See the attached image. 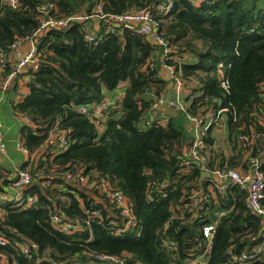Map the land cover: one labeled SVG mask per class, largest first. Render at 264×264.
<instances>
[{"label": "trees", "instance_id": "1", "mask_svg": "<svg viewBox=\"0 0 264 264\" xmlns=\"http://www.w3.org/2000/svg\"><path fill=\"white\" fill-rule=\"evenodd\" d=\"M166 2L165 14L155 10ZM98 4L108 14L151 7L157 34L174 55H185L179 64L163 62L190 91L182 111L176 109L163 123L151 116L145 125L150 95L165 93L168 81L150 67L155 47L143 37L107 33L101 23L95 42H88L81 22L36 33L42 5L50 6L48 16L63 18L89 13ZM27 39L37 58L26 68L25 90L10 100V108L31 121L19 127L18 135L33 162L19 167L42 176L23 189V195L36 197L31 205H6L0 217V235L7 242L0 253L7 264H112L98 255L115 256L122 264H264L261 217L246 208L244 189L227 185L221 194L194 204L193 195L206 192L209 182L197 165L182 164L191 136L187 126L176 122L184 113L223 110L226 146L216 143L212 126L203 137L209 169L226 163L242 170L247 152L261 151L264 0H18L15 8L0 0V50L12 54L10 45ZM8 70V60L0 63V77ZM118 90L120 96L113 98ZM108 96L111 102L98 123L77 111ZM61 132L62 148L56 140ZM65 171L107 180L127 199L133 224L114 233L118 211L101 193L59 177ZM10 175L0 165V192ZM43 180L48 187L39 185ZM214 209L225 213L215 219L206 241L200 230ZM50 213L78 227L59 230L49 224ZM23 240L32 252L30 262L16 249Z\"/></svg>", "mask_w": 264, "mask_h": 264}, {"label": "built area", "instance_id": "2", "mask_svg": "<svg viewBox=\"0 0 264 264\" xmlns=\"http://www.w3.org/2000/svg\"><path fill=\"white\" fill-rule=\"evenodd\" d=\"M11 8L17 6L18 0H3ZM202 0H192L196 3ZM50 6L42 5L38 8V12L43 16L40 20L39 26L36 33L48 27L63 28L68 24L74 22H81L83 24V39L88 42H95V35L99 29L101 23L104 24V31L114 35H120L123 31H129L131 33L137 34L143 37L145 40L154 45L155 49L159 50L161 63L166 67V80L168 81L167 91L163 94L153 96L150 95V108L152 110L161 111L165 109L170 110H183L186 106L184 98L189 94V89L179 76L175 75L173 68L171 66L165 65L163 62L170 59L176 64H179L185 55L176 56L173 54V49L167 45V42L157 34L156 23L152 20V9L148 6H143L139 8H133L125 10L117 14L104 13L101 10L100 5H95L89 13H73L67 15L63 18H56L47 15V10ZM170 7V2L165 4L156 5L155 10L161 14H165ZM26 44L28 49L26 52L18 57H12L11 53H6L0 50V63L9 61V70L0 77V105L2 99L6 93H8L13 87H22V83L27 80V76L24 74L26 68L36 61V54L34 51L32 39H27ZM11 49H15L16 45L11 44ZM172 54V55H170ZM219 66H217V72H220ZM151 67V64H150ZM223 85V84H221ZM24 87V86H23ZM169 87L172 92L167 94ZM167 94V96H166ZM120 96V90L116 91L113 98H118ZM111 100L104 97L98 103L91 104L90 106L80 105L77 107V111L80 113H85L92 119L95 123H98L102 112L110 104ZM223 112L222 109L212 112L211 110H202L197 115H190L184 113L183 118L187 122V128L190 132L191 140L189 144L183 149V160L182 164L188 166L189 164L197 165L203 176L207 177L209 187L206 192L200 190L193 195L194 204L198 199L199 202H207L208 197H214L215 194H221L227 185H234L242 188L246 192L245 206L250 211L259 215L261 217V230L260 233L264 237V202L261 201L262 198V188H263V175L261 172V164L263 162L261 151H256L255 153L247 152L245 158L246 167L242 170H237L236 168L226 166L223 163L221 166H214L208 168L206 166L207 156H206V146L203 142V137L205 132L209 127H213L216 133L224 130L223 122L219 114ZM215 113V114H214ZM16 121L19 122V126L30 125L31 121L27 116L15 115ZM152 119V118H151ZM147 119L144 121L145 125L148 124ZM160 123L165 121V117L157 118ZM53 137H49V141ZM264 138V134L261 139ZM58 142V147L62 148L66 145V139L64 133L61 132L56 136ZM246 142L247 140L244 139ZM9 143L6 140L5 129H3L0 123V163L3 159L8 157L7 148ZM12 148L14 152L20 155L31 165L33 162V154L29 153L27 148L23 145L21 139L19 138L18 132L12 141ZM226 155V152L223 154ZM1 165V164H0ZM11 180L8 186H6L4 191L0 192V217L4 211V207L9 205L11 207L21 206L25 207L31 205L35 201L34 195H23V189L31 183L37 182L38 177L42 176L41 173H31L27 168H20L19 166L11 167ZM57 175V174H54ZM52 175V176H54ZM65 181L72 184H80L84 186L87 190H93L104 195L109 202L112 204L113 208L118 211L120 223L115 226L114 233H120L128 229L134 222V217L131 214L130 206L124 195L116 189H113L107 180L104 178H87L79 172L65 171L58 174ZM41 187H48L49 183L46 180L39 181ZM198 204V203H197ZM199 206V204H198ZM214 214L215 219L225 213L224 210L214 209L208 214ZM100 216L99 212L95 213ZM48 222L51 226L62 230L64 232H71L76 229L78 225L76 223L66 222L63 216L56 213H50L48 216ZM110 224H114V221H109ZM214 222H209L201 227L200 233L201 237L206 241H210L213 234ZM7 244L6 240L0 235V246H5ZM167 246H172L171 243H166ZM16 249L19 254L24 256L27 261H31L32 252L26 241H18L16 243ZM241 257H244L242 255ZM100 260H108L112 264H122L118 258L111 255H98ZM0 264H7L5 256L0 253ZM192 264V263H191Z\"/></svg>", "mask_w": 264, "mask_h": 264}, {"label": "crops", "instance_id": "3", "mask_svg": "<svg viewBox=\"0 0 264 264\" xmlns=\"http://www.w3.org/2000/svg\"><path fill=\"white\" fill-rule=\"evenodd\" d=\"M27 49H28V45L26 44V42L22 44H18L12 53V57L18 58L22 56L26 52ZM159 54L160 53L158 49L153 50V53L151 54V58H150V64H151V67H153V69L156 70L157 74L161 78L165 79L166 78V67L161 63ZM24 90L25 89L23 86L16 87L14 92L10 90L3 97L2 103L0 105V123L3 126V129H5L6 140L9 143V147L7 148L8 157L3 159V161L0 164L1 166L9 170H11V167L13 166H20L21 163L28 162L27 158L26 159L22 158L20 155L14 152L12 148V141L17 135V132L20 126H19V122L16 121L15 114H13L10 108V100L15 99L17 97V94L24 92ZM171 92H172V89L169 87L167 94ZM167 111L169 113V111L171 110L167 109ZM184 121L185 120L183 117H180V120L176 119V122L181 125L183 124ZM28 164L30 163L28 162Z\"/></svg>", "mask_w": 264, "mask_h": 264}, {"label": "rangeland", "instance_id": "4", "mask_svg": "<svg viewBox=\"0 0 264 264\" xmlns=\"http://www.w3.org/2000/svg\"><path fill=\"white\" fill-rule=\"evenodd\" d=\"M194 83L195 82H192L190 84H194ZM107 98L111 100V96H108ZM175 113H176L175 110H171L168 113L167 109H165V110L163 109L161 111H156V110H152L151 109V110H149V113L147 112V117H149L148 120L151 119L154 116H156L158 118H162V117L167 118V116L174 115ZM181 121H182V119H181ZM183 124H184L183 126H187V122L186 121H184ZM219 134H220L219 141L221 142V146H223V143H224V146H226L227 143L224 142V139H225V130L220 131ZM206 154H207V152H206ZM207 217H208V219H209L210 222H214L215 221L214 214L210 213V214H208Z\"/></svg>", "mask_w": 264, "mask_h": 264}, {"label": "water", "instance_id": "5", "mask_svg": "<svg viewBox=\"0 0 264 264\" xmlns=\"http://www.w3.org/2000/svg\"><path fill=\"white\" fill-rule=\"evenodd\" d=\"M219 136H220V134L219 133H216V135H215V137H216V143L218 144L219 142ZM258 145H259V147L261 148V155L262 156H264V149H263V140L262 139H259L258 140Z\"/></svg>", "mask_w": 264, "mask_h": 264}]
</instances>
